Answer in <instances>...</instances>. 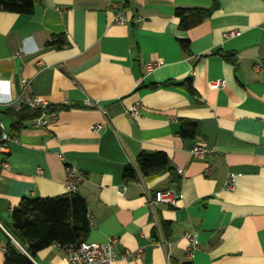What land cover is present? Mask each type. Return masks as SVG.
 <instances>
[{
    "label": "crops",
    "instance_id": "crops-1",
    "mask_svg": "<svg viewBox=\"0 0 264 264\" xmlns=\"http://www.w3.org/2000/svg\"><path fill=\"white\" fill-rule=\"evenodd\" d=\"M176 9L211 14L183 29ZM232 31L239 35L225 36ZM51 38L61 45L46 47ZM152 62L159 66L147 72ZM187 81L193 96L179 86ZM24 82L56 112L45 127L12 130L0 109L18 140L0 174V264L12 209L23 198L64 196L67 166L83 175L84 242L115 238L118 255L131 254L113 264H264V0H34L31 15L0 12V101L18 98ZM181 119L197 122L196 138L179 137ZM196 145L207 151L201 160L191 157ZM140 152H163L182 170L179 188H169L174 205L149 206L168 174L145 179L134 165ZM127 165L135 180L125 183ZM67 253L52 245L31 263L65 264Z\"/></svg>",
    "mask_w": 264,
    "mask_h": 264
},
{
    "label": "trees",
    "instance_id": "trees-1",
    "mask_svg": "<svg viewBox=\"0 0 264 264\" xmlns=\"http://www.w3.org/2000/svg\"><path fill=\"white\" fill-rule=\"evenodd\" d=\"M34 9V0H0V12L16 15H31ZM175 17L179 20V26L188 29L207 19L211 11L176 9ZM61 41L52 38L45 43L46 47H59ZM182 50L188 47L187 41H179ZM223 60L236 66L235 57L230 54H220ZM170 85L164 84L163 86ZM190 95L194 90L189 81L180 84ZM56 112V108L49 106L46 113ZM4 115L12 120L11 129L17 130L27 121H36L42 115L39 110H30L22 106L20 110L5 109ZM198 124L196 121L181 119L178 124V135L183 140L196 138ZM135 167L145 179H154L161 174H168V189H178L180 178L170 168L167 156L163 152H140L134 161ZM122 179L125 183L135 180V169L127 165L123 169ZM166 190V189H164ZM11 225L8 228L12 240L3 249L4 264H32L39 251L52 245L64 249L66 252L75 250L84 243L91 229V223L87 216V207L84 199L77 193L64 195L58 198H23L18 206L10 213ZM170 224L161 223V231L164 237L168 236ZM155 238V232L153 233ZM182 264H191L185 262Z\"/></svg>",
    "mask_w": 264,
    "mask_h": 264
},
{
    "label": "built area",
    "instance_id": "built-area-1",
    "mask_svg": "<svg viewBox=\"0 0 264 264\" xmlns=\"http://www.w3.org/2000/svg\"><path fill=\"white\" fill-rule=\"evenodd\" d=\"M129 0H122V4H125ZM115 22L121 23V19L115 16ZM239 33L232 31L225 34L226 37H236ZM157 66L158 62H152L145 66L147 72L152 71ZM222 86V82H216L212 85L213 88H219ZM28 82L23 83V87L20 95L15 100L10 98L0 101V109H11L18 111L22 106L28 107L30 110H39L42 115L35 121V126L45 127L47 120L45 117L54 118L55 112L46 113L49 107L48 103L37 96L29 95L27 92ZM96 109L104 115L105 112L98 105H94ZM128 115L136 117L139 114V106L136 104L128 110ZM101 127L95 125L92 127L93 131L99 130ZM18 140L16 137L8 133L4 125L0 122V174L4 172L8 165L5 157L8 155L10 147L17 144ZM191 157L194 160H201L207 154V151L200 145L193 146L190 150ZM66 177L64 181L65 195L75 194L78 191V185L83 180V175L76 168L67 166L65 168ZM177 174L181 175L182 170L178 169ZM226 190H233L235 187V178L232 175H228L224 184ZM179 198V195L175 189L159 190L155 192L153 200L148 199L149 206L156 205L158 203H164L167 205H174ZM185 238L189 241L191 248L196 244L195 237L193 234H186ZM11 243L17 247L16 243L11 239ZM117 240L111 238L106 243H81L75 250L68 252L65 256V264H113V262L121 257L122 259H130L131 254L125 252L122 255H118L116 251ZM18 248V247H17Z\"/></svg>",
    "mask_w": 264,
    "mask_h": 264
}]
</instances>
